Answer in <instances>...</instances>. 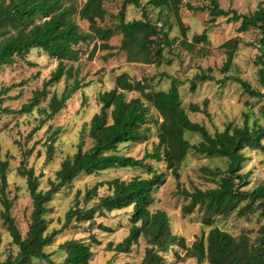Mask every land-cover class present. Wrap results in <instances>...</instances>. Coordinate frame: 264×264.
<instances>
[{
	"label": "trees",
	"instance_id": "1",
	"mask_svg": "<svg viewBox=\"0 0 264 264\" xmlns=\"http://www.w3.org/2000/svg\"><path fill=\"white\" fill-rule=\"evenodd\" d=\"M105 1L85 0L80 7H76L67 5L66 0H0V69L17 60L31 64L28 57L34 49L57 61L55 70L44 80L42 88L35 89L29 102L24 103L19 110L4 104L11 98L8 95L10 88H0V120L2 115L29 114L37 109L44 116L42 123H46L66 107L67 101L78 90L90 85L82 83L73 74V62L79 59L76 47L80 43L93 44L92 53L98 48L112 50L115 47L109 42L120 34L122 38L118 48L125 54L128 62L161 64L164 46H171L173 40L165 28L158 27L160 22L155 23L150 19L146 9L148 7L158 10L160 15L169 11L175 17L184 40H187L189 27L181 17L184 0H147L145 4L141 0H124L123 8L117 15L118 23L114 25L105 24L108 15ZM205 2V5L198 8L208 12L211 22L225 18L228 22L239 24L236 28L237 35L221 45L227 55L220 68L222 73H227L233 65L235 52L242 42L238 35L250 30L258 33L256 46L260 54L257 56V64L260 65L258 73L263 91L252 87L239 76L232 78L249 97L264 100V0L248 14L239 13L235 9H224L218 0ZM127 5L142 8V17L127 20ZM188 7L193 9L191 5ZM76 17L87 22L88 28L82 29ZM208 40L209 30L206 27L202 33L193 35L192 44ZM68 62L71 63L69 66ZM207 70L211 71V68ZM64 76L66 81L72 78V82H67L61 93L51 92L49 87ZM194 79L204 82L213 79V76L201 69ZM191 89H196L194 82ZM130 93L138 95L129 96ZM43 98L47 100L45 106L40 105ZM97 102L99 110L85 124L88 132L84 133V128V135L78 142L75 153L63 159L54 178L49 180L47 189L40 188L42 174H36L35 169L28 166V160L36 147L28 148L27 142L41 127L34 128L26 136L24 143L15 141L22 156L17 171L26 180L33 205L26 236L22 235L11 214L13 201L7 195L10 155L6 153L3 159L0 145L1 218L12 238L5 258H0V264H35L38 260L47 261L48 264H91L95 254L93 244L100 242L93 231H112L103 221L97 223L96 217H104L113 211L130 207L132 210L128 235L117 244L109 242L108 250L130 253L133 246L143 240L144 256L141 264H167V255L171 250L177 253L176 247L186 250V256L195 258L198 264L205 260L209 264H264V223L255 233L242 230L238 236L213 226L207 235L202 234L188 246L184 237L172 231L168 213L161 209L152 211L150 208L154 203V190L164 184L166 176L165 172L159 171L150 162L156 161L163 162L177 180L178 192L187 200L182 208L184 215L199 211L202 213V222L208 226L231 214L248 218L258 214L260 218H264V181L246 189L249 184L248 175L241 172L248 159L245 149L264 151V123L261 122L264 118V104L261 106L263 117L255 116L250 122V107V110L243 112L241 125L229 122L224 129L211 132L205 124L191 120L189 115V111L201 112L209 117L207 99L202 108L198 103L185 107L176 84L168 90H155L148 78L133 80L127 72L115 76V86L112 89L99 91ZM154 111L161 121L154 117ZM151 124L156 126L158 139L152 151H147L141 158L120 152L121 144L146 140ZM60 132L61 129L58 128L44 143L49 161L54 158L55 143ZM187 132L199 135L200 140L192 143L186 136ZM85 135L89 137L91 144L87 148ZM191 150L211 158L226 159L225 169L208 166L201 169L206 181L215 184L214 187H181L180 168ZM39 154L41 155L40 151ZM116 168H140L148 176L137 175L129 180L112 178L104 183L107 191L103 194L99 193V187L88 188L84 203L81 204L77 198L65 213L62 227L49 231L50 220L47 216L52 212L50 203L56 194L83 174H99ZM85 223L89 224L86 230L90 237L64 241L59 246L64 258L61 262H55L52 253L45 248L52 244L59 232L80 228ZM2 245L3 238L0 234V256ZM11 245L17 246V249L11 248Z\"/></svg>",
	"mask_w": 264,
	"mask_h": 264
},
{
	"label": "rangeland",
	"instance_id": "2",
	"mask_svg": "<svg viewBox=\"0 0 264 264\" xmlns=\"http://www.w3.org/2000/svg\"><path fill=\"white\" fill-rule=\"evenodd\" d=\"M84 1L66 0V4L80 7ZM141 1L142 4L147 2V0ZM218 1L224 9H235L239 13L248 14L257 8L261 0ZM205 3V0H184L183 2L181 17L189 27L187 40H184L175 17L169 11H164L160 15L158 10H152L150 7L146 8L150 19L155 23L160 22L158 27L165 28L170 39L173 40L171 46H164L161 64L128 62L125 54L118 48L122 38L120 34L115 35L110 40L109 43L115 47L112 50L98 48L92 53L93 44L80 43L76 47L79 51V59L73 62V74L77 75L82 83H90V85L78 90L67 101L66 107L46 123H42L44 116L37 109L29 114L16 113L1 116L0 145L2 147V158L5 159L6 153L10 155L7 195L13 201L11 214L23 236H26L28 231L33 205L26 180L17 171L22 156L21 149L15 141L24 143L27 140L26 136L34 128L41 127L34 133L33 138L27 142L28 148L36 147L28 160V166L33 167L36 174H42L40 188L47 189L49 180L54 178L55 172L60 168L63 159L75 153L82 135L88 132V127L85 128V124L99 110L97 93L112 89L115 86L116 75L127 72L133 80L139 81L148 78L155 90H168L173 84H176L185 107H188L191 103H198L202 108L204 100L207 99L209 101V117L201 112L193 113L189 111V115L191 120L205 124L211 132L224 129L229 122L241 125L243 123V112L247 109L250 110V107L252 109L250 122L253 121L255 116L263 115L261 106L264 104V100L249 97L243 92L240 84L232 78L233 76H239L247 80L252 87L263 91L258 73L260 65L257 64V56L260 54L259 48L256 46L258 33L255 30H250L245 34L238 35L242 42L235 52L233 65L227 73H222L220 68L227 55L225 48H222L221 45L237 35L236 28L239 24L228 22L225 18L211 22L208 12L198 8L205 5ZM123 4L124 0L105 1V7L108 11L105 24L114 25L118 23L117 15L122 10ZM189 5L193 9H190ZM142 11V8L127 5L125 7L127 20L141 18ZM76 21L82 29L88 28L87 22L80 20L78 17H76ZM206 27L209 30V40L205 43L192 44L193 35L202 33ZM110 53L114 54L110 55ZM28 59L31 64L23 60H17V62L3 66L0 69V88H10L8 95L11 98L6 100L4 104L12 109L19 110L24 103L29 102L33 91L42 88L44 80L51 76L57 65V61L49 58L38 49H34ZM70 64L67 63L68 66ZM208 68H211V71L207 70ZM201 69L211 74L213 79L204 82L194 79ZM67 82H72V78L66 81L64 76L59 82L50 86L49 90L61 93ZM192 82L196 84L194 91L191 89ZM136 95L138 94H129V96ZM46 103V98H43L40 105L45 106ZM154 117L158 118L159 121L162 120L155 111ZM261 122L264 123V118L261 119ZM58 128L61 129V132L58 134L55 143V155L53 160L49 161L46 158L44 143ZM84 128L86 130L83 133ZM186 136L192 143H197L200 140V136L197 134L187 132ZM157 141L156 126L151 124L146 140L132 144H121L120 152L141 158L147 151H152ZM90 145L89 137L85 135V148ZM244 153L248 159L244 163L241 172L248 175L249 184L245 188L251 189L264 181V151L245 149ZM150 162L159 171L166 173L164 184L154 190V203L150 208L152 211L165 210L170 217L172 231L184 237L188 246H191L196 238L202 234L207 235L213 226H218L238 236L242 230L255 233L259 226L264 223V218H260L258 214H254L249 218L231 214L227 218L217 219L214 225L208 226L202 222V213L199 211L184 215L182 208L187 200L178 192L177 180L171 170H168L163 162ZM205 166L225 169L227 161L221 157L211 158L196 154L191 150L180 168L181 187L188 189L192 188L193 185L202 189L214 187L215 184L206 181L201 171L202 167ZM137 175L148 176L140 168H116L99 174L79 176L70 186L56 194L51 201L52 212L47 216L50 220L49 231L62 227L65 213L77 198H79L81 204L84 203L88 188L99 187V193L103 194L107 191V186L104 185L106 181L115 177L129 180ZM131 210L130 207L113 211L104 217H96L97 223L103 221L112 228V231L102 232L98 229L93 231L96 239L100 242L93 244L95 254L91 264H141L144 256L143 240L140 244L134 245L130 253H116L108 250L109 242L117 244L128 235ZM87 227H89V224L85 223L80 228L65 229L59 232L52 244L45 248L46 251L52 253V259L55 262H61L64 253L60 250V244L71 238H89L90 234L86 230ZM0 234L3 238L0 258L4 259L12 238L1 218V206ZM11 248L16 250L17 246L11 245ZM175 249L177 253L171 250L167 255V264H198L195 258L186 256V250L178 247ZM35 264L48 263L47 261L38 260ZM201 264L209 263L205 260Z\"/></svg>",
	"mask_w": 264,
	"mask_h": 264
}]
</instances>
